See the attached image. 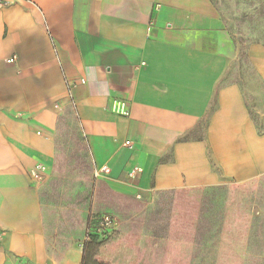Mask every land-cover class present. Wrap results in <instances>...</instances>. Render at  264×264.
Masks as SVG:
<instances>
[{"label": "crops", "instance_id": "crops-1", "mask_svg": "<svg viewBox=\"0 0 264 264\" xmlns=\"http://www.w3.org/2000/svg\"><path fill=\"white\" fill-rule=\"evenodd\" d=\"M248 5L0 0V264H84L88 206L58 188L69 107L97 177L145 202L136 253L169 238L174 190L264 180V0ZM200 217L188 264H215Z\"/></svg>", "mask_w": 264, "mask_h": 264}, {"label": "rangeland", "instance_id": "rangeland-1", "mask_svg": "<svg viewBox=\"0 0 264 264\" xmlns=\"http://www.w3.org/2000/svg\"><path fill=\"white\" fill-rule=\"evenodd\" d=\"M246 1L250 11L256 9L258 0ZM60 121L59 130L67 135L62 141L66 146L76 147L73 160L65 162L64 168L58 170V175L69 179L68 184L58 187L60 194L67 193L77 204L87 205L89 216L109 213L117 219L119 229L94 250L96 260L105 264H133L142 218L132 217V214L144 210L145 202L112 191L104 177L95 175L71 107L61 115ZM167 208L171 213L173 233L189 229V258L197 222L200 215H205L218 230L212 254L215 264H264V180L227 181L214 187L176 189ZM129 227H136V234Z\"/></svg>", "mask_w": 264, "mask_h": 264}, {"label": "trees", "instance_id": "trees-1", "mask_svg": "<svg viewBox=\"0 0 264 264\" xmlns=\"http://www.w3.org/2000/svg\"><path fill=\"white\" fill-rule=\"evenodd\" d=\"M178 190L180 189H177V191ZM93 218L94 217L90 216L83 244L84 264H105L102 261L96 260L94 250L98 249L103 241L112 238L114 234L111 237L107 238L95 233L92 227L94 222ZM117 229H119V224H117ZM189 238V229L187 228H185V231L177 233H173L172 230L167 240L144 238L142 240L143 246L137 251V253L135 252L134 258H136L137 256L138 259L147 258V255L145 257L143 256L149 249H151L153 251V256L155 253L158 255V257H156L159 258V260L157 259L159 261L158 264H188V248L190 243ZM141 263H143V261ZM133 264H135V261L133 262ZM146 264H150V261L147 260Z\"/></svg>", "mask_w": 264, "mask_h": 264}, {"label": "built area", "instance_id": "built-area-1", "mask_svg": "<svg viewBox=\"0 0 264 264\" xmlns=\"http://www.w3.org/2000/svg\"><path fill=\"white\" fill-rule=\"evenodd\" d=\"M159 7H160L159 3H155L153 5L154 10H158ZM15 60H16V56L10 55L6 61L8 63H12ZM132 174L133 172L130 174V176ZM95 175L98 176L99 172L95 171ZM33 176L34 178H37V180L40 181L41 175L38 172L34 173ZM93 219H94V222H93L92 227H93L94 232L97 233L98 235L108 238V237H111L116 232L118 221L112 214L102 213L98 215L97 217H94Z\"/></svg>", "mask_w": 264, "mask_h": 264}]
</instances>
